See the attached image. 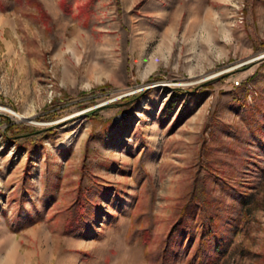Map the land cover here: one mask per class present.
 Instances as JSON below:
<instances>
[{
	"label": "rangeland",
	"instance_id": "374dc122",
	"mask_svg": "<svg viewBox=\"0 0 264 264\" xmlns=\"http://www.w3.org/2000/svg\"><path fill=\"white\" fill-rule=\"evenodd\" d=\"M40 1L0 0V264H162L187 202L264 264V0Z\"/></svg>",
	"mask_w": 264,
	"mask_h": 264
},
{
	"label": "trees",
	"instance_id": "16d2710c",
	"mask_svg": "<svg viewBox=\"0 0 264 264\" xmlns=\"http://www.w3.org/2000/svg\"><path fill=\"white\" fill-rule=\"evenodd\" d=\"M16 2L19 4L25 2L35 5L40 13L44 12L43 3L40 0H16ZM94 3L95 0H87L86 3L81 6L80 11L82 13H88ZM61 7L64 11L70 12L73 7V0H61ZM0 9L8 10L5 5H0ZM202 210L203 208L200 207L197 202H187V204L181 207L172 229L165 240L162 264H167L166 259H168L169 256H172L171 252H175L177 246L182 244L184 240L187 243L191 242V239L195 234L197 235L198 245L195 248L194 255L188 260V264H195V260L197 261V264H217L221 254L226 251V246H220L221 243L214 244L215 228L213 227V219L211 216H204L205 213ZM83 213V201H79L72 211L70 222L68 223L70 225H67L68 230L71 231L75 229L73 226L80 223ZM181 231H184L186 238L185 236L184 238H179L178 235ZM225 241L228 243L226 239ZM176 251L179 252V250Z\"/></svg>",
	"mask_w": 264,
	"mask_h": 264
},
{
	"label": "bare ground",
	"instance_id": "6f19581e",
	"mask_svg": "<svg viewBox=\"0 0 264 264\" xmlns=\"http://www.w3.org/2000/svg\"><path fill=\"white\" fill-rule=\"evenodd\" d=\"M2 108H0V110H1ZM8 111V110H7ZM10 111V110H9ZM11 112V111H10ZM17 116H19L20 118H23L21 115H17Z\"/></svg>",
	"mask_w": 264,
	"mask_h": 264
},
{
	"label": "water",
	"instance_id": "95a60500",
	"mask_svg": "<svg viewBox=\"0 0 264 264\" xmlns=\"http://www.w3.org/2000/svg\"><path fill=\"white\" fill-rule=\"evenodd\" d=\"M263 58H264V56H263Z\"/></svg>",
	"mask_w": 264,
	"mask_h": 264
}]
</instances>
